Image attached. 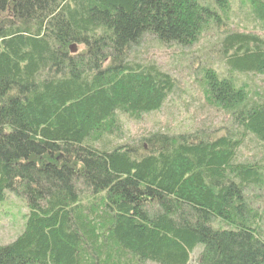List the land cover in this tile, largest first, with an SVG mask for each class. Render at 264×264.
I'll return each instance as SVG.
<instances>
[{"label":"trees","instance_id":"obj_1","mask_svg":"<svg viewBox=\"0 0 264 264\" xmlns=\"http://www.w3.org/2000/svg\"><path fill=\"white\" fill-rule=\"evenodd\" d=\"M238 1L264 30V0ZM231 4L0 0V203L27 210L0 264H264V165L243 160L264 146V31L238 29ZM214 30L223 68L208 59L200 87L225 123L123 140L122 118L178 85L144 43Z\"/></svg>","mask_w":264,"mask_h":264},{"label":"rangeland","instance_id":"obj_2","mask_svg":"<svg viewBox=\"0 0 264 264\" xmlns=\"http://www.w3.org/2000/svg\"><path fill=\"white\" fill-rule=\"evenodd\" d=\"M238 3V0H232L233 23L241 31L262 33L264 30L259 23L247 21L244 15L237 16ZM217 33L219 31L216 30L209 32L200 43L191 48L160 46L149 37L140 49L142 58L157 62L163 70L175 76L178 79L177 89L161 112L146 115L140 121L123 117V140L157 131L179 134L196 128L216 129L225 123V115L206 104L200 87L203 69L210 63L214 66L220 61L219 46L216 45ZM216 67L223 68V65L218 63ZM252 82L264 89V77L255 78ZM244 153L243 160L259 161L264 165V146H259L255 141L248 143ZM24 206L26 207L24 197L11 195L9 192L0 203V245L11 243L18 237L27 212ZM260 207L264 210V200ZM197 254L195 252L191 255L189 264H197Z\"/></svg>","mask_w":264,"mask_h":264},{"label":"water","instance_id":"obj_3","mask_svg":"<svg viewBox=\"0 0 264 264\" xmlns=\"http://www.w3.org/2000/svg\"><path fill=\"white\" fill-rule=\"evenodd\" d=\"M71 52L76 53V49L74 48V46L71 48Z\"/></svg>","mask_w":264,"mask_h":264}]
</instances>
